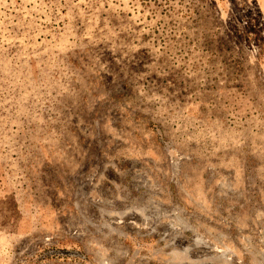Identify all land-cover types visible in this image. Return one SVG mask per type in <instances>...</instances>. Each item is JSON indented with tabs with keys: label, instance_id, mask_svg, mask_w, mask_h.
Listing matches in <instances>:
<instances>
[{
	"label": "rangeland",
	"instance_id": "rangeland-1",
	"mask_svg": "<svg viewBox=\"0 0 264 264\" xmlns=\"http://www.w3.org/2000/svg\"><path fill=\"white\" fill-rule=\"evenodd\" d=\"M0 264H264V0H0Z\"/></svg>",
	"mask_w": 264,
	"mask_h": 264
}]
</instances>
